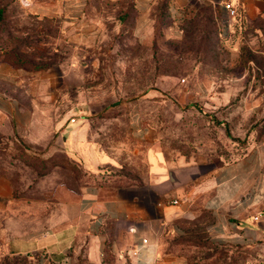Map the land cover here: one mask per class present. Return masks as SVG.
<instances>
[{
	"label": "rangeland",
	"instance_id": "obj_1",
	"mask_svg": "<svg viewBox=\"0 0 264 264\" xmlns=\"http://www.w3.org/2000/svg\"><path fill=\"white\" fill-rule=\"evenodd\" d=\"M102 5L101 26L89 20L81 29L76 16L39 17L22 0H0V65L32 73L12 75L25 125L0 112V213L11 226L57 225L64 204L72 211L87 186H141L150 151L170 163L181 157L177 177L201 180L264 142V12L229 18L199 0L172 16L163 3L137 36L136 20L109 0ZM34 64L46 67L32 71ZM78 129L86 143L75 139L74 154L68 141ZM206 216L169 240L186 264H264L259 247L212 242ZM28 260L0 249V264ZM49 264L86 262L79 253Z\"/></svg>",
	"mask_w": 264,
	"mask_h": 264
},
{
	"label": "crops",
	"instance_id": "obj_2",
	"mask_svg": "<svg viewBox=\"0 0 264 264\" xmlns=\"http://www.w3.org/2000/svg\"><path fill=\"white\" fill-rule=\"evenodd\" d=\"M106 1L22 0L39 17H52L58 11L67 14L68 20L78 17L81 29L90 21L101 26L103 16L95 12L104 11L102 3ZM109 1L115 12L123 11L128 14L127 19L137 21V33H134L139 36L154 24L158 4L164 3L163 12L180 16L188 11L192 1L199 0ZM202 1L214 3L223 12V3L230 2L248 17L264 12V0ZM90 9L94 14L88 18ZM118 16L114 17L116 23ZM167 28L172 31L178 26L174 22ZM0 67V112L24 126L19 116L24 115L25 109L20 105L18 89L14 86L17 82L12 75L20 71L32 73L7 63ZM86 134L85 129L71 131L68 146L74 154L78 153L71 147L74 140L78 138L79 144L82 140L86 143ZM90 157L102 158L96 152ZM148 160V175L141 186L126 189L87 186L75 197L73 210L64 204L60 223L49 229L14 227L9 224L8 216L0 213L3 216L0 249L27 255L29 264H49L62 256L73 260L79 253L86 264H186L177 245H170L169 240L185 235L190 226L199 222V215L206 213L201 222L212 242L259 247L264 252V142L244 147L237 158L222 163L201 180L177 177L183 166L181 157L170 163L162 153L150 151ZM5 188L0 178V192Z\"/></svg>",
	"mask_w": 264,
	"mask_h": 264
},
{
	"label": "built area",
	"instance_id": "obj_3",
	"mask_svg": "<svg viewBox=\"0 0 264 264\" xmlns=\"http://www.w3.org/2000/svg\"><path fill=\"white\" fill-rule=\"evenodd\" d=\"M224 10L226 11L227 17L231 18L237 15L238 11L237 9L230 3V2H224L223 3ZM173 202H176L175 200ZM143 242H146L145 239H143Z\"/></svg>",
	"mask_w": 264,
	"mask_h": 264
},
{
	"label": "trees",
	"instance_id": "obj_4",
	"mask_svg": "<svg viewBox=\"0 0 264 264\" xmlns=\"http://www.w3.org/2000/svg\"><path fill=\"white\" fill-rule=\"evenodd\" d=\"M1 13H2V8H0V15H1ZM12 64H15V63L12 62ZM42 67H46V66H40V65H35L34 64L31 70L32 71L33 70H38V69H41Z\"/></svg>",
	"mask_w": 264,
	"mask_h": 264
}]
</instances>
